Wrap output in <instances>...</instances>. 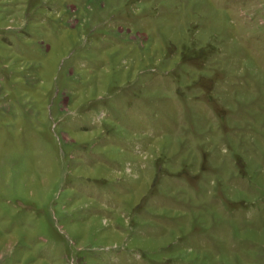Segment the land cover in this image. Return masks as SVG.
<instances>
[{"label":"rangeland","instance_id":"obj_1","mask_svg":"<svg viewBox=\"0 0 264 264\" xmlns=\"http://www.w3.org/2000/svg\"><path fill=\"white\" fill-rule=\"evenodd\" d=\"M0 264H264V0H0Z\"/></svg>","mask_w":264,"mask_h":264}]
</instances>
